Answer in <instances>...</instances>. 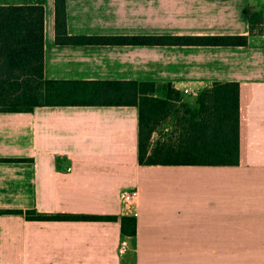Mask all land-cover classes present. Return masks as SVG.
<instances>
[{"label":"crops","instance_id":"obj_1","mask_svg":"<svg viewBox=\"0 0 264 264\" xmlns=\"http://www.w3.org/2000/svg\"><path fill=\"white\" fill-rule=\"evenodd\" d=\"M23 4L44 7L47 80L171 83L190 94L237 82L240 162L140 165L136 106L0 112V210L116 217L0 213V264H264V0H65L74 36H249V14L263 7V33L244 46L57 44L55 0H0ZM132 188L124 208L120 193ZM121 216L136 218L133 236Z\"/></svg>","mask_w":264,"mask_h":264},{"label":"trees","instance_id":"obj_2","mask_svg":"<svg viewBox=\"0 0 264 264\" xmlns=\"http://www.w3.org/2000/svg\"><path fill=\"white\" fill-rule=\"evenodd\" d=\"M249 36L263 33V7L249 14ZM248 35L85 36L69 35L65 0H55L57 44L244 46ZM171 83L146 81H55L44 75V7L0 5V112H30L40 106H136L139 110L140 165L237 166L240 162V108L237 82H213L194 103ZM171 118L173 134L153 142L157 125ZM154 143V144H153ZM23 161V160H16ZM28 220L90 221L116 219L35 210ZM121 232L133 236L134 216H121Z\"/></svg>","mask_w":264,"mask_h":264},{"label":"rangeland","instance_id":"obj_3","mask_svg":"<svg viewBox=\"0 0 264 264\" xmlns=\"http://www.w3.org/2000/svg\"><path fill=\"white\" fill-rule=\"evenodd\" d=\"M198 93L190 94V93L183 92V94H184L183 102L186 101V102H188L190 104H193L196 96L198 95ZM173 130L174 129H173V126H172V120H171V118H167L165 120V122H162L159 125H157L155 133H154V137L158 136L159 137L158 140H160V137H163L164 140L168 139L173 134Z\"/></svg>","mask_w":264,"mask_h":264},{"label":"built area","instance_id":"obj_4","mask_svg":"<svg viewBox=\"0 0 264 264\" xmlns=\"http://www.w3.org/2000/svg\"><path fill=\"white\" fill-rule=\"evenodd\" d=\"M185 93H188L189 91L187 89L184 90ZM70 168H68V171ZM137 196V191L135 189H128V190H123L120 193V200L121 203L123 204L124 208H129L135 201ZM129 248L128 241L127 239H122L119 243L118 251L119 254H125Z\"/></svg>","mask_w":264,"mask_h":264}]
</instances>
